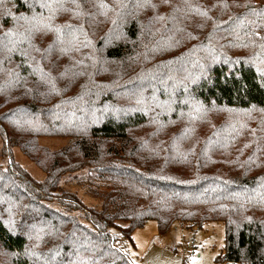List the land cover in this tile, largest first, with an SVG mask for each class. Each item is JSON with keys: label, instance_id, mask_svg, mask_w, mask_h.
Returning <instances> with one entry per match:
<instances>
[{"label": "trees", "instance_id": "1", "mask_svg": "<svg viewBox=\"0 0 264 264\" xmlns=\"http://www.w3.org/2000/svg\"><path fill=\"white\" fill-rule=\"evenodd\" d=\"M89 1L74 14L100 20L68 28L62 0H0L1 154L16 147L44 174L0 167V264H133L123 244L147 220L159 233L222 222L217 263L264 264V171L248 164L264 157V0ZM206 34L229 52L206 48V68L178 79L170 64ZM165 40L153 71L127 73ZM129 87L148 95L129 106ZM213 112L226 118L203 131ZM46 136L71 142L50 151ZM68 177L99 205L60 189Z\"/></svg>", "mask_w": 264, "mask_h": 264}, {"label": "rangeland", "instance_id": "2", "mask_svg": "<svg viewBox=\"0 0 264 264\" xmlns=\"http://www.w3.org/2000/svg\"><path fill=\"white\" fill-rule=\"evenodd\" d=\"M107 4L116 5L121 0H104ZM103 0H90L91 5H99L101 9H105L106 5ZM62 6L65 12L61 18L55 19V22H61L60 25H66L68 22L81 21L80 16L74 14L78 9L79 3L71 2V0H62ZM103 5V6H102ZM100 20L96 15H87L84 22L89 25ZM81 21V22H83ZM100 33V32H98ZM169 40L156 43L158 51L154 48L145 49L140 57H136L132 64V71H128L129 75L135 74V67L140 65L138 74H148L153 71L157 65L158 59L157 53L164 52L169 47ZM185 42L189 43L190 55L188 60L177 58L175 64L172 65V71L174 75L181 80H187L190 77L191 72L194 69V73H201L209 63V60L204 61L199 59L198 55L206 48H210L212 52H222L227 54L229 48L227 46L222 47L220 43L216 42L213 38H210L208 34L191 37ZM154 44V45H156ZM153 46V45H152ZM148 47V46H147ZM259 53L252 50H233L230 59L236 60L243 56L248 60L251 57L258 56ZM178 57V56H177ZM195 58V62H190V59ZM259 59H255L257 61ZM198 61V63H196ZM206 65V66H205ZM260 70L264 71V65L260 67ZM143 78V76H140ZM140 81V80H138ZM174 83V82H173ZM170 82H161L159 85L161 88H166L173 84ZM132 87L126 88L122 91L121 101L127 105H132V99H137L139 96L148 95V88L136 89L130 93ZM132 98V99H131ZM214 121L212 124L204 126L203 131L208 128H215L221 119L226 118V114L221 112L219 115L213 112L210 114ZM264 128V127H263ZM260 132L255 133L258 137ZM262 140V139H261ZM264 141V140H263ZM71 142L70 137H56L46 136L40 137L38 144L44 146L50 151L60 150L61 148L69 145ZM3 146V140L0 136V167L2 169L8 168L11 161H15L25 168L36 180H43L42 170L33 163L27 156H25L18 148H12L11 154L5 152V155L1 154ZM261 149V148H260ZM263 151V149H261ZM264 152V151H263ZM248 164L258 170V176L264 171V157L252 158L248 161ZM93 175H95L93 173ZM71 179V181L69 180ZM73 178L68 177L65 182H61L60 189L75 190L81 197L85 205L95 206L99 205V202L94 199V196L81 184L72 182ZM96 189L100 190V186ZM102 189V188H101ZM263 208V207H259ZM264 221V218H263ZM132 244L124 242L123 248L125 253L133 264H218L217 259L221 256L224 249V225L222 222L213 221L203 224L201 227L181 226L178 223H174L166 232L159 233L156 222L154 220H147L140 228L135 229L132 232ZM187 243V244H186ZM223 264H236L232 262H226Z\"/></svg>", "mask_w": 264, "mask_h": 264}, {"label": "snow or ice", "instance_id": "3", "mask_svg": "<svg viewBox=\"0 0 264 264\" xmlns=\"http://www.w3.org/2000/svg\"><path fill=\"white\" fill-rule=\"evenodd\" d=\"M51 5H49V4H41V7L42 8H44V7H50ZM103 6V5H102ZM66 27H68V28H71V25H66ZM55 31H57V32H59L60 31V29L59 28H57V29H55ZM68 36H70L71 38H75L74 37V34L72 33V32H69L68 33Z\"/></svg>", "mask_w": 264, "mask_h": 264}, {"label": "built area", "instance_id": "4", "mask_svg": "<svg viewBox=\"0 0 264 264\" xmlns=\"http://www.w3.org/2000/svg\"><path fill=\"white\" fill-rule=\"evenodd\" d=\"M187 244V243H186Z\"/></svg>", "mask_w": 264, "mask_h": 264}]
</instances>
